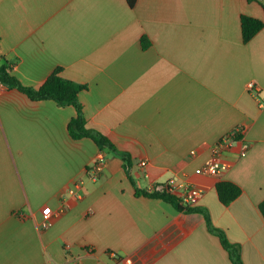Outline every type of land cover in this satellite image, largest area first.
<instances>
[{
  "label": "crops",
  "instance_id": "0c3cea01",
  "mask_svg": "<svg viewBox=\"0 0 264 264\" xmlns=\"http://www.w3.org/2000/svg\"><path fill=\"white\" fill-rule=\"evenodd\" d=\"M243 16L264 21V0H0V66L28 87L57 69L86 85L87 126L131 155L134 183L70 136L74 107L0 84V264H232L203 214L136 195L171 180L202 188L193 206L264 264V27L244 43ZM234 134L222 176L197 174ZM220 181L242 189L228 206Z\"/></svg>",
  "mask_w": 264,
  "mask_h": 264
},
{
  "label": "trees",
  "instance_id": "16d2710c",
  "mask_svg": "<svg viewBox=\"0 0 264 264\" xmlns=\"http://www.w3.org/2000/svg\"><path fill=\"white\" fill-rule=\"evenodd\" d=\"M127 4L133 8L137 0H126ZM242 39L244 43H248L263 27L264 21L243 16L241 19ZM144 48L148 46L146 38L142 40ZM0 84L9 89H17L27 95L33 101H54L59 107L72 106L76 109V116L70 121L68 131L74 140L91 139L103 153L115 155L121 158L124 162L123 168L128 178L133 183L131 178L132 159L127 152L120 151L116 145L103 133L96 129H91L87 126V119L84 114L83 105L79 95L87 89L86 85L76 83L66 79L61 74V69L55 70L48 79L38 88L28 87L23 85L13 74L11 65L4 63L0 66ZM235 139H240L239 135H235ZM134 184V183H133ZM217 192L220 202L228 206L242 194V189L229 181H220L217 184ZM136 195H144L150 198L162 199L172 205L178 211L185 213H201L206 219V228L209 233L216 236L223 248L229 255L232 264H244L241 256V247L238 244H233L229 241L226 233L214 226L211 217L207 210L198 206L183 205L181 200L173 194L167 192H148L136 189ZM259 210L264 218V201L259 204Z\"/></svg>",
  "mask_w": 264,
  "mask_h": 264
},
{
  "label": "built area",
  "instance_id": "2783aa9c",
  "mask_svg": "<svg viewBox=\"0 0 264 264\" xmlns=\"http://www.w3.org/2000/svg\"><path fill=\"white\" fill-rule=\"evenodd\" d=\"M248 88L250 91H255V92L257 91L254 82H250L248 84ZM233 140H235V134L222 139L217 145H215L212 149L211 157L206 161L203 167L199 168L196 171V173L207 175L210 177L220 178L225 168L224 164L221 161L222 153L224 149L227 146H229ZM192 154H195V152H193ZM105 162H106V156L103 153L99 154V156L94 161V164L92 165L91 172L95 176H97L103 170ZM140 166L145 167L146 162L142 161L140 163ZM79 187H80L79 183H76L74 185V188L69 189V193L76 196V198H80L81 194L77 192V189ZM176 189H179L177 193H175ZM155 191H160V192L164 191L173 194L181 200L183 205H188V206H193L194 202L198 200L204 193V190L200 187L192 186L186 183L178 184L175 180H171L164 185H156L148 192H155ZM65 210H66L65 208H62L54 215L45 213L43 215L42 226L44 228H50L51 226H53L55 218L63 214ZM130 263H131V259L129 258L121 259V261L119 262V264H130Z\"/></svg>",
  "mask_w": 264,
  "mask_h": 264
}]
</instances>
